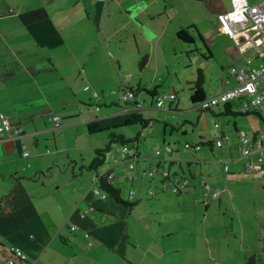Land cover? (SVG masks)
I'll use <instances>...</instances> for the list:
<instances>
[{
    "label": "crops",
    "instance_id": "obj_1",
    "mask_svg": "<svg viewBox=\"0 0 264 264\" xmlns=\"http://www.w3.org/2000/svg\"><path fill=\"white\" fill-rule=\"evenodd\" d=\"M231 9V0H0V112L23 128L21 136L0 140V264H6L13 245L28 256L15 257L17 264H185L186 256L176 255V241L169 236L176 224L182 234L189 230L187 203L202 200L207 215L216 203L235 211L224 174L226 179L243 172L264 183V172L246 169L264 145L259 120L251 118L242 127L234 118L235 136L220 130L215 137L206 127L205 109L189 105L186 111L199 113L196 120L180 122L148 112L159 108V93L175 91L178 101L179 88L187 87L190 104L200 74L208 97L236 83L233 66L264 68V34L253 23H226L220 16ZM185 28L192 42L178 37ZM162 56L169 61L165 68ZM125 80L142 107L116 99ZM231 104L239 110V99ZM215 108L213 115H225ZM139 118L151 121L142 126ZM154 118L162 124L151 135V148L147 141L140 143L141 131L132 135L126 127L143 130ZM91 123L102 130L91 133ZM112 130L137 137L135 167L119 152L106 168H89ZM240 130L253 140L248 158L239 153ZM166 145L172 146L171 155ZM216 147L221 158L215 157ZM155 167L188 178L190 188L165 189L160 170L154 176L145 173ZM106 171L114 173V186L132 205L94 192L96 174ZM203 178L222 188L221 195L206 196ZM249 252L248 257L256 255Z\"/></svg>",
    "mask_w": 264,
    "mask_h": 264
},
{
    "label": "rangeland",
    "instance_id": "obj_2",
    "mask_svg": "<svg viewBox=\"0 0 264 264\" xmlns=\"http://www.w3.org/2000/svg\"><path fill=\"white\" fill-rule=\"evenodd\" d=\"M219 1L226 4L229 3V0ZM254 1V3H258L262 0ZM183 54L186 56L185 51ZM162 58L165 68L166 63H169V61L165 56H162ZM121 73H123L125 78L129 77L123 70ZM165 76L166 74L161 75V77ZM119 79H121V76H119ZM171 81L172 79L169 77L164 82V87L168 88ZM212 81L213 80H211V83ZM217 82L218 80L216 79L214 81V87H217ZM178 93L180 99L178 101L174 100L172 106H168L167 104L166 108L181 109L180 112L153 107L148 110L149 115L157 118L168 115L172 122H180L185 118H193V120H196L195 118L199 114L198 111H186L189 105L193 106V103L190 102L189 104L188 101L189 93L187 87L185 90L179 88ZM116 99H119L121 104H123L120 97H116ZM149 101L148 99L147 102ZM220 108L221 105L217 106L215 110ZM203 112L206 114L208 121L206 127L210 129L211 134L215 137L219 135L220 130L230 131V135L234 137L235 129L232 122L234 118L238 120L242 127H248L251 118L254 120L257 119L260 121L262 129H264V121L253 114L233 116L227 114L213 115L214 113L212 110H205ZM152 122V127L150 125L143 130L141 125H129V127L126 128L132 135H136L137 131H141L140 143L144 145L145 141H147L150 147L154 148L155 145L152 144L153 140L151 135L153 131L161 128L162 123H157L158 121L155 120V118ZM216 123L220 126L215 127L214 124ZM188 127L190 128L189 134H193L191 126L188 125ZM169 128L170 127H168V130ZM97 136L99 135H93L94 138H100ZM71 143H74L73 140H71ZM158 145H161V143ZM48 147L51 148V146ZM44 148L46 149L47 146H44ZM118 148L119 143L112 144L111 150L107 153V160L105 164L101 166V169L106 168L113 160L118 158ZM220 150V148L216 147L215 157L221 158ZM71 154L79 155L74 151H72ZM238 173L226 179V174H224L223 178V186H226L234 197L231 203L235 211H232L225 203H223L221 207L216 203L215 208H211L209 211L210 214L207 215L202 200L198 201L196 205L187 203V206H189L192 211V221L191 224L187 226L189 230L186 234H182L181 225L176 224L173 229V231H175L174 234L169 236L170 242L172 240L176 241L178 247L176 255L186 256L185 264H264V183L257 179L258 176L253 178L247 173ZM196 211L198 212L196 213ZM180 245L183 246L182 249H180ZM255 251L256 255L254 257L247 256L248 252L250 254Z\"/></svg>",
    "mask_w": 264,
    "mask_h": 264
},
{
    "label": "built area",
    "instance_id": "obj_3",
    "mask_svg": "<svg viewBox=\"0 0 264 264\" xmlns=\"http://www.w3.org/2000/svg\"><path fill=\"white\" fill-rule=\"evenodd\" d=\"M106 1V0H100ZM232 9L228 11L226 14L221 15L220 17L226 23H253L255 24L258 29L264 34V0L258 3H251L249 0H231ZM231 72L234 74L236 78V83L231 86L227 87L223 91L205 97L200 102L194 104L193 108L196 109H209L214 108L219 105L231 102L235 99L240 100L239 110L241 112H251L255 111L264 116V68H253L250 70H242L237 69L236 67L231 68ZM124 89L121 92V99L126 102L134 103V108L142 107V102L136 99V90L128 85V82L125 80L123 82ZM177 94L175 91H169L166 93H159L156 96L155 105L159 108H163L166 105L167 101H172L176 99ZM59 116L54 115L52 120L58 122ZM219 124L216 123V126ZM23 134V128L21 125L15 123L10 119L8 114L5 112H0V140H3L7 137L13 136H21ZM239 153L240 156L243 158L250 157L254 150H253V140L251 136L245 131L240 130L239 134ZM264 137V133L262 134ZM218 145L223 144L222 138H218L216 140ZM186 147L192 148H199L200 145H192L190 143H185ZM166 152L171 155L172 153V146L166 145L165 146ZM119 152L120 157L123 160L128 162V166L130 168H134L137 160L139 158L138 151L133 144L124 143L119 144ZM155 152L157 154L161 153V149H156ZM24 155H28V151L23 152ZM171 158V157H170ZM229 161V160H228ZM227 161V162H228ZM264 162V145L257 150V160L256 162L252 163L249 162L246 164L247 170L257 169L261 172H264L263 168ZM160 170L164 179H163V186L167 190H171L173 192H185L190 188L189 179L182 178L175 172L166 169H160L159 167H155L154 169L145 170V173L148 176H154V174ZM107 177V181L110 184H113L114 181V173L112 171H108L105 174ZM202 184L204 187V194L206 196L218 197L223 192V189L217 186H212L206 179H202ZM97 183V177H96ZM150 192H153L152 188H149ZM94 192L100 194L102 196H107L106 192H103L98 183L94 188ZM75 228V225L71 226ZM88 235V234H86ZM12 255L8 256L6 264H17L15 257H18L22 260L27 259V253L24 252L18 246H11L10 247Z\"/></svg>",
    "mask_w": 264,
    "mask_h": 264
},
{
    "label": "trees",
    "instance_id": "obj_4",
    "mask_svg": "<svg viewBox=\"0 0 264 264\" xmlns=\"http://www.w3.org/2000/svg\"><path fill=\"white\" fill-rule=\"evenodd\" d=\"M177 34H178V37L185 42L193 41L192 35L190 34L189 30L186 28L180 29L177 32ZM203 83H204V80L200 74L198 79L195 81L193 92L190 98L193 105L200 102L201 100L205 98V95L203 92ZM131 104H134V103H131ZM221 109L224 111L225 114H228V115L238 116V115L253 114V115L260 117L264 121V116L262 114L255 112V111L241 112L240 110H235L233 109L231 102L222 104ZM205 110H212V108L205 109ZM136 117L138 118L139 116L136 115ZM139 119H140L142 126H146L151 121V119H141V118ZM99 130H102V129H99L97 124H94V123L89 124V131L91 133H94ZM136 140H137V137L136 138H126L123 134H118L113 130L110 131L108 134V142L103 147L97 148L95 150V155L90 161L88 167L97 170L100 166H102L106 161L107 153L111 150L113 143H119V144H124V143L131 144L132 143L134 144ZM107 173L108 171L102 174H98V173L96 174L97 183H98L99 188L103 192H106L107 195L112 196L116 201L123 203L125 205H132L131 202L122 198L120 189L118 187L114 186V184H110L107 181V177L105 176V174Z\"/></svg>",
    "mask_w": 264,
    "mask_h": 264
}]
</instances>
